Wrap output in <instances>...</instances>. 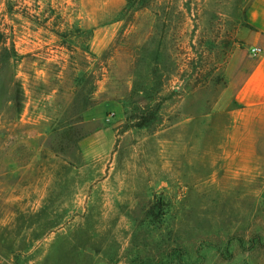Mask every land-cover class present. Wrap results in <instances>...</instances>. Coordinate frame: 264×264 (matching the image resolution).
Here are the masks:
<instances>
[{
	"label": "rangeland",
	"instance_id": "1",
	"mask_svg": "<svg viewBox=\"0 0 264 264\" xmlns=\"http://www.w3.org/2000/svg\"><path fill=\"white\" fill-rule=\"evenodd\" d=\"M247 5L0 0V264H264Z\"/></svg>",
	"mask_w": 264,
	"mask_h": 264
},
{
	"label": "crops",
	"instance_id": "2",
	"mask_svg": "<svg viewBox=\"0 0 264 264\" xmlns=\"http://www.w3.org/2000/svg\"><path fill=\"white\" fill-rule=\"evenodd\" d=\"M248 3L246 8L247 39L251 49L261 52L248 57L249 68L240 73L236 100L249 108H264V0H241ZM246 46V45H244Z\"/></svg>",
	"mask_w": 264,
	"mask_h": 264
},
{
	"label": "trees",
	"instance_id": "3",
	"mask_svg": "<svg viewBox=\"0 0 264 264\" xmlns=\"http://www.w3.org/2000/svg\"><path fill=\"white\" fill-rule=\"evenodd\" d=\"M6 43V34L2 30H0V46H6Z\"/></svg>",
	"mask_w": 264,
	"mask_h": 264
},
{
	"label": "built area",
	"instance_id": "4",
	"mask_svg": "<svg viewBox=\"0 0 264 264\" xmlns=\"http://www.w3.org/2000/svg\"><path fill=\"white\" fill-rule=\"evenodd\" d=\"M260 52H261L260 49H254V50H252L253 56L259 54Z\"/></svg>",
	"mask_w": 264,
	"mask_h": 264
}]
</instances>
